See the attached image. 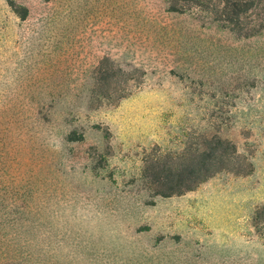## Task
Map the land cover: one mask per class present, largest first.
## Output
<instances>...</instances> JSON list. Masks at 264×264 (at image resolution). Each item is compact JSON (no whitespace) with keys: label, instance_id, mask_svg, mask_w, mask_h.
<instances>
[{"label":"rangeland","instance_id":"rangeland-1","mask_svg":"<svg viewBox=\"0 0 264 264\" xmlns=\"http://www.w3.org/2000/svg\"><path fill=\"white\" fill-rule=\"evenodd\" d=\"M183 6L0 0V264H264V30ZM216 138L249 173L155 193Z\"/></svg>","mask_w":264,"mask_h":264},{"label":"trees","instance_id":"trees-1","mask_svg":"<svg viewBox=\"0 0 264 264\" xmlns=\"http://www.w3.org/2000/svg\"><path fill=\"white\" fill-rule=\"evenodd\" d=\"M173 4L175 11L183 10L180 5L205 8L216 22L224 21L228 31L239 38L255 37L264 30V0H173ZM206 146L196 155L168 156L151 162L146 172L155 193L163 197L182 195L224 171L237 175L249 173L229 155L228 151L233 149L235 154L230 142L216 138Z\"/></svg>","mask_w":264,"mask_h":264}]
</instances>
